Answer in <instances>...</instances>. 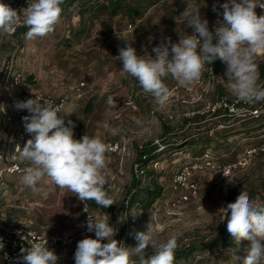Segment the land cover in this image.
Returning <instances> with one entry per match:
<instances>
[{
	"label": "rangeland",
	"instance_id": "374dc122",
	"mask_svg": "<svg viewBox=\"0 0 264 264\" xmlns=\"http://www.w3.org/2000/svg\"><path fill=\"white\" fill-rule=\"evenodd\" d=\"M16 1L0 0L7 5ZM108 1L78 0L69 8L61 6L60 22L54 33L44 38L29 41L25 36L14 37V32L0 35V237L22 228L47 238L68 237L72 240L68 245H48L59 256L58 264H75L77 243L83 239L79 232L81 201L47 180L39 185L47 196L34 193L22 183V170L27 164L20 158L17 145L23 149L31 139H21L23 117L29 113L15 109L13 97L32 98L33 92L58 100L67 95L70 114L65 126L73 128L75 139L87 134L99 136L107 145L120 144L119 151L107 153L110 176L106 191L115 204L102 208L92 201L91 209L95 217L109 219L117 230L114 238L126 247H135V234L146 231L147 226L154 229L156 245L172 235L178 239L177 249L207 242L220 227H227L221 209L235 202L243 189L256 205L264 204V151L259 150L264 121L241 115L229 117L223 109L216 116L213 111L221 100L237 99L230 91L223 62L217 59L205 65L198 84L180 86L171 77L166 78L170 99L160 108L133 77L121 71L122 62L114 58L125 41H132L138 55L155 58L152 49L163 37L176 43L183 32L189 34L192 29L180 24L179 18L187 3L200 8L201 17L214 29L223 20L220 5L227 0H125L138 9V16L129 11L112 14ZM258 3L264 6V0ZM256 12L262 15L264 9L258 6ZM22 26L23 14L16 27ZM256 62L260 71L257 83L264 87V54L258 55ZM81 84H85L86 95L76 99L73 92ZM109 96L114 98L113 107L107 104ZM262 103L247 106L252 109ZM224 120L230 126L217 127ZM226 132L232 133L228 140L222 138ZM199 138L215 141L213 148L207 151L204 146H186L161 153L158 162L147 165L145 174L139 172L136 160L143 146H171L175 142L182 146L185 140ZM254 149L257 152L248 156ZM207 154L217 163L247 158V165L225 178L213 171L192 170L190 181L195 182V189L175 183L186 166L203 162ZM13 165L20 171L12 173ZM135 180L140 189L160 191V197L150 204L143 195L134 201ZM151 213L155 214L152 222ZM89 237L95 238V233ZM246 245L242 242L241 248ZM235 250V244L233 248L206 249L179 264H235L231 259ZM146 251L151 255L154 248L149 246ZM236 254L244 255L243 251ZM133 259L138 262V258Z\"/></svg>",
	"mask_w": 264,
	"mask_h": 264
},
{
	"label": "clouds",
	"instance_id": "9594fccd",
	"mask_svg": "<svg viewBox=\"0 0 264 264\" xmlns=\"http://www.w3.org/2000/svg\"><path fill=\"white\" fill-rule=\"evenodd\" d=\"M63 3L64 0H28V6L18 13L10 5L0 2V35L14 32L21 23L22 13L23 24L28 29L27 40L54 33ZM258 6L264 9L258 0H227L220 5L223 20L210 31L209 22L201 17L200 8L187 3L179 18L180 24L186 23L193 30L191 34L183 32L176 43L170 37H163L152 49L155 58L138 55L132 41H125V46L119 48L114 58L122 62L121 71L133 77L160 108H164L170 99L166 78L171 77L180 86H190L199 82L205 65L217 59L226 65L230 91L238 101L247 104L264 101V87L257 83L260 78L257 56L264 54V14L257 15ZM213 10H216L215 6ZM32 94L34 98L15 104L17 110L29 113L23 121L26 131L32 134L23 149L17 145L20 158L27 164L22 170V183L34 193L47 196L48 193L39 186L47 180L84 202L86 213V201H94L102 208L115 204L105 190L108 145L99 136L85 134L75 139L73 128L65 126L64 119L57 115L63 110ZM107 104L115 106L112 96L107 98ZM68 123L72 124L71 121ZM221 210L235 244L231 259L235 264H264V208L256 205L243 189L235 202ZM154 215L151 213V222ZM86 228L89 233H95V238L85 237L78 241L75 264H137L133 257L138 258V264H174L178 248L175 235L156 245L154 229L147 226L146 231L135 234L136 246L126 247L114 238L117 230L110 225L109 219L88 213ZM245 241L247 245L241 248ZM149 246L154 248L151 255L146 254ZM239 251L244 255H237ZM58 260L59 256L49 248L48 241L33 242L28 247H21L15 264H58Z\"/></svg>",
	"mask_w": 264,
	"mask_h": 264
},
{
	"label": "built area",
	"instance_id": "2783aa9c",
	"mask_svg": "<svg viewBox=\"0 0 264 264\" xmlns=\"http://www.w3.org/2000/svg\"><path fill=\"white\" fill-rule=\"evenodd\" d=\"M13 9L17 10L18 13H21L24 8L28 6V0H17L15 3L10 5ZM23 14V13H22ZM210 27V26H209ZM133 28L132 25H130V29ZM210 31H214V29H210ZM192 31L190 32V34ZM215 43V41H214ZM201 80V79H200ZM200 80L198 83H200ZM85 84H81L80 87H78L75 92L76 99H82L86 94H85ZM178 87H175L177 89ZM190 90V89H188ZM41 97V96H40ZM34 98V97H32ZM29 99L28 97H24L22 99L18 98H12V105L15 108V104L18 101H25ZM41 99H47L49 100L54 106L60 107L63 111L59 112L57 115L59 117H62L64 121L66 120L67 114L68 113V108H69V103H70V97L69 96H63L60 99L56 100L50 96L46 97H41ZM247 103H244L242 101H238V99L235 100H228V99H223L221 100L220 103H217L213 107V111L215 112L216 110H224L226 111L227 115L229 117L233 116H250L252 118H258L261 114L264 113V108L263 109H249ZM16 109V108H15ZM30 137L32 138V134H29L26 129L23 131L21 134V139L25 140V138ZM262 139H264V134L261 136ZM109 151L112 153H115L119 151L120 144L119 143H114L111 142L108 144ZM257 149H254L248 153V156H251L253 153H256ZM260 151H264V145L262 146ZM247 165V158L240 159L238 161H235L233 163H217L213 159L209 158V155H206L205 160L201 163H194L191 166H186L182 173L178 175L175 179V183H179L183 185L184 187L195 189L196 184L195 182L190 181V176L192 174V170L199 171V172H207V171H213L215 174L219 175L220 177H227L229 176L234 170L238 168L245 167ZM10 171L12 173L20 171V167L18 165H13L10 166ZM225 173V174H224ZM106 174V180H108V177L110 176V169L109 166L105 170ZM226 175V176H225ZM107 183L105 185V190H106ZM88 207L86 208L85 211H87L89 214L93 215L92 209H91V200L86 201ZM84 207L85 204L84 202L81 201V209L83 213V218L80 224V236L82 238L89 237L92 235V233H89L86 228V222H87V217L88 213L84 212ZM95 217V216H94ZM25 238V239H24ZM48 241V245L50 244H64L68 245L69 243L72 242V240L68 237H58V236H50L46 237L44 235H41L35 231H28L26 229H19L17 231L11 232L5 236L0 237V257H1V264H15L16 258L20 255V249L21 247H28L30 246L31 243L33 242H41L45 243Z\"/></svg>",
	"mask_w": 264,
	"mask_h": 264
},
{
	"label": "trees",
	"instance_id": "16d2710c",
	"mask_svg": "<svg viewBox=\"0 0 264 264\" xmlns=\"http://www.w3.org/2000/svg\"><path fill=\"white\" fill-rule=\"evenodd\" d=\"M76 1H78V0H64V3L61 6L69 8V7L73 6ZM143 1H145V0H142L141 2H143ZM107 5H108V7H111L112 14L117 15L121 11H129L131 13V15L133 14V15L138 16V9H136V7H133V5L126 3L125 0H109ZM213 27H215V26H213ZM27 31H28V29L26 26L16 27L15 31L13 33V36L16 38H18L20 36H25ZM24 94L26 95V93H24ZM260 108L261 109L264 108V103L259 104V105L256 104V106H254L252 108V110L260 109ZM220 112H221V110H216L214 112V114L216 116L217 115L220 116L221 115ZM250 118H252V117H250ZM252 119H256L257 121H264V113L261 114L258 118H252ZM217 124H218L217 127L225 126L227 128L228 126H230V124H226L225 120L223 121V123L218 122ZM221 124H225V125H221ZM260 127L264 128V123ZM262 130L263 131L260 134V136H262L264 134V129H262ZM230 134H232V133H230ZM230 134H229V132H226V133L222 134V138L224 140H228ZM262 140H263L262 141V146H263L264 145V139H262ZM214 142L215 141H213V140H209V139L201 140L199 138L197 140H192V139L190 141L185 140V143L183 142L182 146H180L179 142H175L171 146H169L168 143H165V145L163 144L162 146H159L156 144H147L146 146H143V148L141 150L138 151L136 166L139 168L138 170L141 174H145L146 173L145 168L147 167V165L151 162H153V163L158 162L157 159L161 155V153L166 154L168 152H171V151L173 152L174 150L176 151L178 148H182V147H186V146L187 147L188 146H196L197 148H199L200 146H204V150L208 151V150H211L213 148L212 144H215ZM216 144H218V143H216ZM162 147H164V149ZM209 158L213 159L210 157V155H209ZM135 181H136L137 186L135 187L134 194L132 195L134 198V201L137 202V200H139V196L143 195L146 197L147 200H149V204H150L155 199L160 197V191L152 190V189H145V190L140 189L137 180H135ZM91 205H92V201H91ZM260 208H264V204L262 206H260ZM233 246H234V242H232V237L230 236L229 232L227 231L226 225H223L222 227L219 228L218 234L216 236L212 237L207 242L206 241H203L201 243L195 242V243H192V244L185 246L183 248L176 249L174 264H179V262H181L183 260L188 261L196 253L203 252L206 249L212 250V249L220 248V247L233 248ZM137 264H138V262H137Z\"/></svg>",
	"mask_w": 264,
	"mask_h": 264
}]
</instances>
